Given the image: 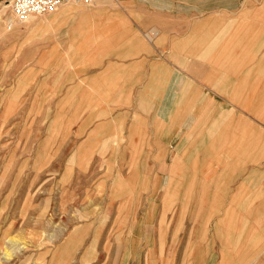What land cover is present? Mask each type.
<instances>
[{
  "label": "crops",
  "instance_id": "obj_1",
  "mask_svg": "<svg viewBox=\"0 0 264 264\" xmlns=\"http://www.w3.org/2000/svg\"><path fill=\"white\" fill-rule=\"evenodd\" d=\"M102 1L89 5L91 15H42L17 33L23 54L32 57L26 63L44 65L43 77L58 83L48 92L56 97L49 106L56 115L42 118L75 121L67 134L72 137L105 136L114 120L149 121L152 151L181 153L163 181L170 198L216 199L219 215L259 222L254 239L264 242V1L118 0L123 6L112 16L103 15L111 0ZM162 19L184 24L163 30L154 25V39L168 40L163 46L139 25ZM176 55H184L183 65ZM84 145L79 140L64 150ZM209 152L216 153L215 167ZM155 163L153 182L161 189L166 183ZM143 167L137 166L139 183ZM257 253L249 263H264V249Z\"/></svg>",
  "mask_w": 264,
  "mask_h": 264
},
{
  "label": "rangeland",
  "instance_id": "obj_2",
  "mask_svg": "<svg viewBox=\"0 0 264 264\" xmlns=\"http://www.w3.org/2000/svg\"><path fill=\"white\" fill-rule=\"evenodd\" d=\"M9 1L0 0V264H264L249 263L264 249L255 247L264 243L254 239L259 222L219 215L216 199L170 198L163 181L179 152L152 151L149 121L114 120L105 136L72 137L67 134L75 121L42 118L56 115L49 109L56 97L48 92L58 83L43 77L44 65L26 63L32 57L23 54L17 33L29 21L15 20ZM121 5L111 0L103 15L112 16ZM93 9L71 1L48 15L84 16ZM139 25L163 46L168 40L154 39V25L163 30L184 24L162 19ZM120 26L128 31L125 21ZM143 41L151 63V43L146 36ZM176 58L183 65L184 55ZM79 140L85 145L78 151L64 150ZM215 157L209 152L210 167ZM154 163L166 183L161 189L153 182Z\"/></svg>",
  "mask_w": 264,
  "mask_h": 264
},
{
  "label": "built area",
  "instance_id": "obj_3",
  "mask_svg": "<svg viewBox=\"0 0 264 264\" xmlns=\"http://www.w3.org/2000/svg\"><path fill=\"white\" fill-rule=\"evenodd\" d=\"M71 1L93 5L97 0H10L9 6L15 20L27 22L33 17L53 13ZM9 28H12V25Z\"/></svg>",
  "mask_w": 264,
  "mask_h": 264
},
{
  "label": "bare ground",
  "instance_id": "obj_4",
  "mask_svg": "<svg viewBox=\"0 0 264 264\" xmlns=\"http://www.w3.org/2000/svg\"><path fill=\"white\" fill-rule=\"evenodd\" d=\"M102 2H103V1H102ZM6 8H7V7L5 6V9H6ZM3 11H4V10H3ZM9 17H10V16H9ZM11 19H12V18H11ZM7 20H8V19H7ZM8 22H9V26L13 24V23L11 22V20H9Z\"/></svg>",
  "mask_w": 264,
  "mask_h": 264
}]
</instances>
